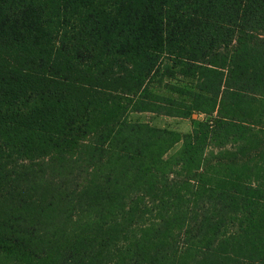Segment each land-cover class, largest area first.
<instances>
[{
	"label": "trees",
	"instance_id": "16d2710c",
	"mask_svg": "<svg viewBox=\"0 0 264 264\" xmlns=\"http://www.w3.org/2000/svg\"><path fill=\"white\" fill-rule=\"evenodd\" d=\"M0 264H264V0H0Z\"/></svg>",
	"mask_w": 264,
	"mask_h": 264
},
{
	"label": "rangeland",
	"instance_id": "374dc122",
	"mask_svg": "<svg viewBox=\"0 0 264 264\" xmlns=\"http://www.w3.org/2000/svg\"><path fill=\"white\" fill-rule=\"evenodd\" d=\"M165 83L185 86L189 84V81L180 77H175L174 79L165 78L161 86H157V83L154 82L151 87H154L155 91L163 95H169L168 90L164 86ZM170 96L173 97L174 99L180 100V97L177 95L170 94ZM129 118L133 122L148 123L153 127L176 131L180 134L189 133L194 128V126L198 124L199 121L210 119L209 116H206L204 114H199V115L194 114L190 118H181V117H173L163 114H157L153 112L133 113L130 114ZM180 146H181L180 144L174 146L168 152L166 157H169L172 154H174L180 148Z\"/></svg>",
	"mask_w": 264,
	"mask_h": 264
}]
</instances>
